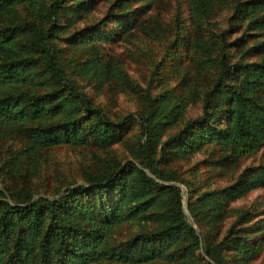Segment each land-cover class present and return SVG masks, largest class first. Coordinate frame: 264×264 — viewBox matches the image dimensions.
Segmentation results:
<instances>
[{
  "label": "trees",
  "instance_id": "1",
  "mask_svg": "<svg viewBox=\"0 0 264 264\" xmlns=\"http://www.w3.org/2000/svg\"><path fill=\"white\" fill-rule=\"evenodd\" d=\"M93 1L0 0V264H252L262 253L264 264L252 212H235L221 235L230 203L264 186V165L245 166L224 186L190 189L197 227L175 182L185 179L171 167L208 145L218 164L233 167L264 143V33L250 45L229 38L243 21L264 32V0H233L228 26L207 35L217 1L187 0L189 62L174 68L175 84L161 75L145 86L105 57L99 42L124 39L134 25L153 34L147 23L118 15L110 27L68 32ZM129 3L115 0L120 11ZM81 81L97 92L132 91L140 109L115 118ZM197 100L201 112L186 118ZM133 122L138 132L129 136ZM116 143L128 150L125 161L110 152ZM60 144L106 153L85 162L79 182L37 194L31 181L46 151ZM129 224L137 229L117 237Z\"/></svg>",
  "mask_w": 264,
  "mask_h": 264
},
{
  "label": "rangeland",
  "instance_id": "2",
  "mask_svg": "<svg viewBox=\"0 0 264 264\" xmlns=\"http://www.w3.org/2000/svg\"><path fill=\"white\" fill-rule=\"evenodd\" d=\"M216 1L214 12L207 19L208 23L203 26L202 34L204 35L225 28L230 22L228 17L232 13L233 0ZM142 9L146 10L142 11ZM118 15L123 19L128 17H132V20L140 19L145 22V25L147 23L151 26L154 32L145 34L142 25H134L130 30L131 33L124 39L99 42L101 53L117 61L136 84L145 86L151 78L157 84L163 80L161 75L165 76L166 83L175 84L179 76L174 68L177 64L189 62V52L185 43L190 32L192 33V28L188 17L187 0H130L128 8L124 11L118 10L115 0H94L92 10L71 26L68 32L96 24L110 27L113 17L118 18ZM68 32L61 35H67ZM263 33L259 29H251L246 21H243L238 28H232L229 38L232 40L237 37L244 38L245 45H250L263 37ZM230 50L235 56L240 53L238 46H232ZM81 84L92 101L101 105L109 115L115 118L128 117L129 114H136L140 109L138 97L132 91L105 89L97 92L90 84L84 81H81ZM201 110V100L191 102L185 117L196 116ZM177 128L178 125H175L168 132H173ZM137 132L138 126L133 122L127 133L130 136L136 135ZM109 150L120 160L125 161L129 157V152L123 143H116ZM104 153L106 152L93 145L72 147L60 144L51 148L46 151L40 169L31 181L33 191L47 196L55 195L66 184L79 182L81 168L85 162H92L96 156L101 157ZM218 154L215 147L208 145L186 160L173 162L171 166L179 172L181 180L185 179V182L180 180L175 182L182 189L185 212L195 227L197 225L192 220L188 208L190 189L193 191L196 188L224 186L234 180L245 166L264 165V143L255 152L242 156L233 167L218 164L215 160ZM230 207L233 211L222 223L221 235L234 219L235 212L249 210L252 212V222L259 228L258 235L264 240V186L255 188L232 201ZM136 229L135 225H124L117 233V237H125ZM262 257L263 253L253 260L252 264H262Z\"/></svg>",
  "mask_w": 264,
  "mask_h": 264
}]
</instances>
